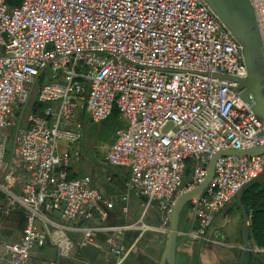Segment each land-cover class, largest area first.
<instances>
[{"label":"built area","instance_id":"built-area-1","mask_svg":"<svg viewBox=\"0 0 264 264\" xmlns=\"http://www.w3.org/2000/svg\"><path fill=\"white\" fill-rule=\"evenodd\" d=\"M251 3L264 43V0ZM48 69L53 78L37 92L42 116L20 121ZM246 74L241 45L204 0H0V165L8 131L17 129L0 179V238L7 214L22 210L26 219L21 239L3 243L0 264H29L48 243L62 259L90 244L124 264L138 243L126 246L127 232L167 235L173 202L204 182L216 153L264 146L263 124L229 89L236 84L221 79ZM82 108L95 124L119 111L124 125L105 161L129 171L126 189L143 202L136 223L93 225L99 205L111 209L113 202L91 187V177L69 178L78 153L62 156L59 146L82 140ZM263 171L264 154L220 158L193 201L197 229L180 235L210 241L205 233L216 217ZM149 213L159 229L144 222Z\"/></svg>","mask_w":264,"mask_h":264},{"label":"crops","instance_id":"crops-1","mask_svg":"<svg viewBox=\"0 0 264 264\" xmlns=\"http://www.w3.org/2000/svg\"><path fill=\"white\" fill-rule=\"evenodd\" d=\"M77 117L83 126L82 140L79 144L68 145L66 143H61L59 146V152L62 156L68 155L71 150L78 153V157L72 158L71 160V165L69 168V178L79 179L84 177H91V187L96 188L99 190V192H101V194L103 195V200H106L107 202H113V207L111 209H108L103 203L99 205V208L94 212L93 225L109 227L123 226L138 222L142 218L141 209L143 202L139 196L134 193L129 194L126 189V183L129 179V171L125 168L112 167L108 165L105 161V154L109 147L113 144L116 132L113 135L111 141L105 144H98L96 139H93L89 132L88 123L92 122V120L89 114L87 113L86 109L82 108ZM262 177L257 179L255 182H259ZM2 202L3 196L0 193V205L2 204ZM222 212L217 216V218L221 216ZM103 213H106V217H103ZM54 216L55 215H53L52 217ZM24 217L25 216L22 210H18L12 214H7L4 217L3 237L0 238V255L3 254L4 242L19 241L23 236V231L25 227L22 226L21 218ZM239 219L241 224H243V217L241 212L240 216L236 218V223H238ZM144 221L147 224L152 225H157L158 223L155 215H152L151 213H149L144 218ZM188 222L190 223L189 220ZM240 226L239 228H241ZM248 226H250V222L248 223ZM236 230L237 229L235 228H230L228 233H231V231L234 232ZM149 233L152 234L148 235L146 233L143 234L141 237L139 236V232L131 231L125 234L126 246H130L133 241L137 239L138 243L133 253L124 262V264H157V262H160L165 246L166 236L160 232L155 231ZM181 233L182 232L180 231V234ZM69 234L75 241L78 240L79 234ZM105 239L106 235H100L97 238V243L99 245H103ZM144 241H148L146 244L148 247L142 244ZM226 241L229 243L219 241L216 238H214L211 242L207 243L201 242L200 240L195 241V243H193L192 245L193 247H202V249H205L210 253L214 250L213 254H215V256L209 259L205 257H202L200 259L196 255L193 264H227V260H225V253L223 251L229 248H233V251H241L244 248V244L240 242L238 237H233L232 240L229 239ZM253 244L256 246L255 243ZM215 250L217 251L216 253ZM261 253L264 255V252ZM100 262L101 264H116L117 257L112 254L100 253V257L98 259L97 264H99ZM29 264L89 263L82 256L79 249L75 250L71 259H62L59 257L57 249L53 247L50 243H48L43 248H36L33 251ZM231 264H237V262L232 261Z\"/></svg>","mask_w":264,"mask_h":264},{"label":"water","instance_id":"water-1","mask_svg":"<svg viewBox=\"0 0 264 264\" xmlns=\"http://www.w3.org/2000/svg\"><path fill=\"white\" fill-rule=\"evenodd\" d=\"M204 1L241 45L243 62L247 70L245 78L223 76L221 79L236 84L235 87L230 86L229 89L232 90L243 103L249 106L252 113L264 126V43L256 23L251 0ZM25 109L26 107L23 109L20 121L22 120ZM263 154L264 146H261L246 151L223 150L212 157L207 166V174L204 182L192 191L183 192L173 202L169 214L168 233L166 235L165 246L159 264H176L182 211L186 205L190 208L196 207L193 201L199 202L202 198L205 190L214 177L217 161L226 156L252 157ZM262 176H264V171L260 177ZM248 185L249 184L242 187L236 195V201L239 204L243 217L242 231L245 243V248L240 258V264H244L247 255L252 258V264H256V262L264 264V260L260 256L261 253H259L260 251L248 236L249 216L245 208L241 205L242 193ZM260 249L261 252H264V249ZM79 250L89 264H97L101 253L99 247L88 244L81 246Z\"/></svg>","mask_w":264,"mask_h":264},{"label":"rangeland","instance_id":"rangeland-1","mask_svg":"<svg viewBox=\"0 0 264 264\" xmlns=\"http://www.w3.org/2000/svg\"><path fill=\"white\" fill-rule=\"evenodd\" d=\"M80 68H81L80 70L82 72H86L85 66L81 65ZM44 78L46 81L53 78L52 73L49 69L45 72ZM38 86H39V84L37 85V87ZM25 119H26V116H24L22 121L24 122ZM123 125H124V123L120 119L119 111L115 108L113 114L107 120H105L99 124H95L93 122L88 123V129H89V132L91 134V137H93V139L95 138L98 144H105V143L112 140L113 135L115 134L117 129H119ZM167 129L168 128H166L165 130H167ZM16 132H17V129H15V128H12L8 131L9 138H8V142H7V160H6V163H9L12 159V156H13V152L15 149ZM0 167H1V165H0ZM191 173H192V167H191V165H189L188 169H187V174L185 176V182L190 181L189 177H190ZM142 211H143V209H141V214H142ZM189 216L191 219L190 207L188 205H186L182 211L181 220H180V231L185 232L186 234L189 231H191V229H192L191 223L188 222ZM238 216H240V212L238 210V202L236 200H233L231 203H229L226 206V208L223 210L221 216L216 219V222H215L213 227L216 229L218 226H221V227H219V230L222 232L223 231L224 232L229 231L230 228H235V229H237V231H240V230L242 231L243 224H241L240 219H239L238 223H236V218H238ZM240 224H241V226H240ZM157 225H158V229H159L160 223L159 224L157 223ZM239 226L241 228H239ZM194 229H197V227L195 226ZM146 233L148 235L152 234L149 232H146ZM206 236H210L209 231L206 234ZM190 241H192V240H190ZM147 242L148 241H146V242L144 241L142 244L145 245L146 247H148L146 245ZM99 264H101V262Z\"/></svg>","mask_w":264,"mask_h":264},{"label":"trees","instance_id":"trees-1","mask_svg":"<svg viewBox=\"0 0 264 264\" xmlns=\"http://www.w3.org/2000/svg\"><path fill=\"white\" fill-rule=\"evenodd\" d=\"M44 82L45 78L44 75H42L38 78L33 87L28 108L24 116L28 113L42 116L44 106L38 102L37 92ZM38 84L39 86L37 87ZM20 116L21 115L18 114V119H20ZM7 164L8 163H4L0 167V179L7 168ZM241 205L245 208L249 216L250 226H248V236L250 240L255 243L257 247L264 249V176L259 182L254 181L245 189L242 193ZM238 210L240 211L239 204ZM24 218H21L23 227L26 225V219Z\"/></svg>","mask_w":264,"mask_h":264},{"label":"flooded vegetation","instance_id":"flooded-vegetation-1","mask_svg":"<svg viewBox=\"0 0 264 264\" xmlns=\"http://www.w3.org/2000/svg\"><path fill=\"white\" fill-rule=\"evenodd\" d=\"M190 214H191V219H190V216H189V221L191 222V226H192V229L191 231L194 230V227L195 225L193 224L194 222V216L192 214V209L190 208ZM217 218V217H216ZM216 222V219L215 221L212 223V225L210 226L209 228V232H210V236H206V234L208 233V231H206L205 233V238L204 239H209L210 241H206V240H200L201 242H211L214 238L218 239L219 241H223L225 243H229L227 242L226 240H232L233 237H238L240 242L242 244H244V248H245V243H244V237H243V231H234L231 233H228V231L226 232H222L219 230V227L221 226H218L216 229L213 227L214 224ZM195 223V222H194ZM189 231L187 233V235L191 232ZM184 234H186L185 232H182ZM228 233V234H227ZM230 234V235H229ZM232 234V235H231ZM236 234V235H235ZM192 240V241H190ZM179 245H178V249H177V257H176V264H193V261L194 259L196 258V255L197 257H199L200 259L202 257H205V258H213L215 256L214 253V250L210 253L208 252L207 250L205 249H202V247H193V243H195V240H193L190 236H181L179 237ZM244 248L241 250V251H233V248H229L227 250H224L223 252L225 253V260H227V264H231V262H237V264H240V258H241V254L244 250ZM258 249H260L259 247H257ZM216 249V248H214ZM217 251L215 250V253ZM261 253V251H260ZM261 258L264 260V255L261 253L260 254ZM144 259H147V258H144ZM252 264V258L247 255L245 257V261H244V264ZM157 264H159V262H157ZM256 264H262L261 262H256Z\"/></svg>","mask_w":264,"mask_h":264}]
</instances>
